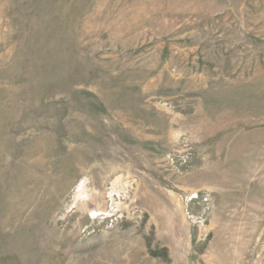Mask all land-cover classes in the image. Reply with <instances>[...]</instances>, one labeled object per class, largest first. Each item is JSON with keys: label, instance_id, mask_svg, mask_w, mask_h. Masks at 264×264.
Here are the masks:
<instances>
[{"label": "rangeland", "instance_id": "1", "mask_svg": "<svg viewBox=\"0 0 264 264\" xmlns=\"http://www.w3.org/2000/svg\"><path fill=\"white\" fill-rule=\"evenodd\" d=\"M0 264H264V0H0Z\"/></svg>", "mask_w": 264, "mask_h": 264}]
</instances>
